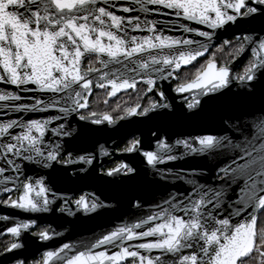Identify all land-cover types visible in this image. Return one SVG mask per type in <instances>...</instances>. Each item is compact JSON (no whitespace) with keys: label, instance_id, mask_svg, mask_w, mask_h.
Listing matches in <instances>:
<instances>
[{"label":"snow or ice","instance_id":"6c2138e0","mask_svg":"<svg viewBox=\"0 0 264 264\" xmlns=\"http://www.w3.org/2000/svg\"><path fill=\"white\" fill-rule=\"evenodd\" d=\"M233 28L239 32L218 50L235 46L232 61L250 53L242 74L208 59L194 79L175 83L182 66L195 67L217 35ZM86 60L100 67L85 68ZM163 82L175 83L170 92L177 96ZM138 84L147 106L137 103L115 118L91 110L93 88L110 87L113 97ZM226 97L212 132L158 129L152 150L134 140L126 151L138 152L146 169L121 163L105 170L99 162L110 152L97 147V126L149 113L192 120L208 100ZM190 160L206 166H179ZM88 176L164 190L151 201L76 195L73 185ZM3 194L0 207L28 218L0 214V236L16 241L0 251V264H28L25 234L41 242L64 235L51 227L32 232V214L91 218L118 206L134 222L62 243L34 264H254L257 255L264 261V227L256 228L258 213L264 215V0H0Z\"/></svg>","mask_w":264,"mask_h":264},{"label":"flooded vegetation","instance_id":"af4514ba","mask_svg":"<svg viewBox=\"0 0 264 264\" xmlns=\"http://www.w3.org/2000/svg\"><path fill=\"white\" fill-rule=\"evenodd\" d=\"M222 43L223 42H220L219 44L215 45L206 57L201 58L197 62L193 63L195 67H193V65H190L187 68H182L181 70H179V79L176 80L175 83L189 82L194 79L196 71L198 69L202 71L203 67L207 66L208 59H213L217 67L228 66L231 62H233L232 55L235 54V50L232 51L231 56L227 57L226 59H224V56H221L220 53H216L213 57L210 58L216 47L221 46ZM224 47L228 48L229 46ZM92 59L94 61L95 58ZM249 62H252L250 56H248L247 59L242 63V65L235 71V75H237L242 67ZM89 66L96 68L100 67L99 64L96 63H92L90 65L89 61L86 60L84 62V67L87 68ZM163 83L165 86L166 82ZM175 83L170 84L169 89L170 87H175ZM109 90L110 87L106 89L93 88V93L89 97V104L92 111L101 114L108 112L115 118L117 116L123 115V111L126 108L133 107L137 103L141 104L142 107L147 106L148 104V98L144 96L145 87L142 84H138L135 91H133L132 89L122 90L113 97L107 96V91ZM148 96H151V94L149 93ZM113 109H115V111H113ZM170 120L175 121L176 119L148 118V116L128 117L126 119L116 120L113 125H107L105 123L103 125L97 126L102 130L94 137V141L96 142L97 147L103 145L110 152V155L108 157L102 158L99 162L103 164V168L105 170L114 168L121 163H126L130 166H135L142 170L146 169L147 165L143 160V157L135 151L132 153L127 152L126 148L129 147L134 140H140L141 143L139 145V148L141 150L154 149L155 138L153 136V133H155L159 129L160 134H162L165 124H167V121L169 122ZM124 157L126 159L125 162H123ZM105 179H107V177L104 178V180H97L95 176H88L83 181H79L76 185H73V187H77L80 189L79 192L76 193V195L92 192H95L97 194L101 189L100 187H102V185L104 184ZM133 183L134 182H132V184ZM132 184L131 186L133 190ZM137 186L138 188H141L142 193L144 192V190L146 191V189H144L146 184L139 183ZM16 195L17 193H12L13 198H15ZM0 198L6 199L7 194L0 196ZM3 212L4 213L2 214L11 213L12 215L20 216V218H28L27 214H20L16 212V210L12 209L4 208ZM51 214L53 213L32 214L31 218L37 220L36 227L32 229V232H38L41 229L50 227V224H48L47 222L48 220H50ZM27 235L31 238L35 237L31 233ZM12 242L15 241L11 236L0 237V251H3L4 247ZM25 242V244L23 243L24 248L34 249L33 244L31 243L32 241L29 242L28 240H26ZM40 260H42L41 253L27 261L28 264H34L35 261Z\"/></svg>","mask_w":264,"mask_h":264},{"label":"water","instance_id":"95a60500","mask_svg":"<svg viewBox=\"0 0 264 264\" xmlns=\"http://www.w3.org/2000/svg\"><path fill=\"white\" fill-rule=\"evenodd\" d=\"M202 27V26H198ZM239 29H230L228 31L220 32L217 37L213 41V47L220 42H223L225 39H233V35L238 33ZM212 47V48H213ZM210 48V50L212 49ZM209 50V52H210ZM208 52V53H209ZM208 53H205L206 57ZM251 54L245 52L241 56H239L235 61L231 62L227 67L230 69V74L235 75V71L242 65V63L247 59V57ZM200 57L198 58H204ZM252 59V57H251ZM195 63V62H193ZM192 65V64H190ZM182 66V68H187L188 66ZM181 68V69H182ZM169 82H166L165 87L169 89ZM171 96H177L176 93L170 92ZM186 95V94H185ZM231 94H229L230 97ZM228 97L221 98L220 100H208L206 104H204L203 111L200 113L198 117H194L192 120H170L167 121L165 127L163 128V135L164 133L173 134V133H187L193 130H200L206 129L209 132H212L218 126V121L221 115L224 113L225 110V103ZM178 102V101H177ZM250 107H256L258 104L249 105ZM148 118H158L153 113L148 114ZM125 157L123 158V162H125ZM185 169L196 168V167H205V163L203 161H187L182 165H179ZM113 178H107L104 181L102 187H100V191L97 193L101 195L103 199L104 196H115L121 201H126L127 198L131 195H142L145 200L151 201L152 194L154 192L163 191L164 188L158 185H146L144 192H141V188H138L139 182H127V183H120L119 179L117 178L115 183H108L107 181L112 180ZM133 185V190L132 186ZM135 188V189H134ZM4 195V194H3ZM158 198V197H157ZM116 201H112L115 203ZM4 208H0V214L4 213ZM99 215L93 213L90 214L91 218L84 216L83 214L77 217L71 216H64L63 219H60V213H53L51 214L50 220H48V224L50 227L55 229L57 232H62L64 235L62 237L56 238L50 242H41L36 239V237H29L27 234L24 235L22 239V243H26L25 241L28 240L33 244L34 249H26L23 248L24 256L27 257V260L34 258L38 254H43L44 251L53 250L55 247H58L62 243H70L75 242L81 239H90L95 235H99L102 232H107L108 230L113 229L115 226L123 223H132L134 222V218L129 214L125 207H117L115 209H108V210H98ZM12 215L11 213H6ZM260 213H258L259 216ZM258 221V220H257ZM257 226V224H256ZM3 231V222H0V232ZM9 236V235H2L0 237ZM16 242V241H15Z\"/></svg>","mask_w":264,"mask_h":264},{"label":"rangeland","instance_id":"374dc122","mask_svg":"<svg viewBox=\"0 0 264 264\" xmlns=\"http://www.w3.org/2000/svg\"><path fill=\"white\" fill-rule=\"evenodd\" d=\"M220 48H221V46L216 47V49L213 51V53H214V54H216V53H220L221 56H224V59H226L227 57L231 56V52L235 50V46H233V47H228V48L223 47L222 50H218V49H220ZM213 53L211 54L210 58L214 56ZM227 61H228V59H227ZM227 61H226V62H227ZM249 64H250V62H249V63H246V64L242 67V69L237 73V75H238V74H242L243 71H244V69H245ZM257 222H258V221H257ZM256 228H257V226H256Z\"/></svg>","mask_w":264,"mask_h":264},{"label":"trees","instance_id":"16d2710c","mask_svg":"<svg viewBox=\"0 0 264 264\" xmlns=\"http://www.w3.org/2000/svg\"><path fill=\"white\" fill-rule=\"evenodd\" d=\"M264 227V215L259 214L258 222H257V229ZM254 264H264V261H261L260 257L257 255Z\"/></svg>","mask_w":264,"mask_h":264}]
</instances>
